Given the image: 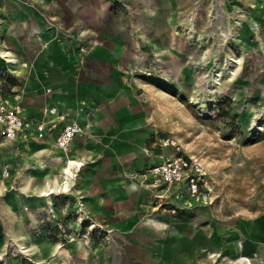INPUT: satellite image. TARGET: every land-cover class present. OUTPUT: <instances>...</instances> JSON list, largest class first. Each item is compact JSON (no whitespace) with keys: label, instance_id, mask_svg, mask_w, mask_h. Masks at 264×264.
<instances>
[{"label":"rangeland","instance_id":"rangeland-1","mask_svg":"<svg viewBox=\"0 0 264 264\" xmlns=\"http://www.w3.org/2000/svg\"><path fill=\"white\" fill-rule=\"evenodd\" d=\"M241 4L0 0V49L19 58L0 57V91L28 119L56 107L82 127L47 148L61 159L37 157L34 181L56 180L69 152L95 156L69 191L37 197L9 185L35 143L0 138V264H264V31ZM168 140L201 166L206 202L152 186ZM125 170L130 191L114 187Z\"/></svg>","mask_w":264,"mask_h":264},{"label":"built area","instance_id":"built-area-1","mask_svg":"<svg viewBox=\"0 0 264 264\" xmlns=\"http://www.w3.org/2000/svg\"><path fill=\"white\" fill-rule=\"evenodd\" d=\"M18 98L19 96L10 97L0 91L2 140L16 142L25 139L35 144L50 141L56 148L65 151L70 147L72 140L81 135V124L56 107L46 108L42 119L26 118ZM165 145L174 147L172 149L175 156L146 169L145 174L154 182L151 183L152 186L162 184L168 188L174 187L189 201L206 202L207 194L200 190V187L205 185L201 166L195 160L177 155L180 148L174 141L168 140Z\"/></svg>","mask_w":264,"mask_h":264},{"label":"crops","instance_id":"crops-1","mask_svg":"<svg viewBox=\"0 0 264 264\" xmlns=\"http://www.w3.org/2000/svg\"><path fill=\"white\" fill-rule=\"evenodd\" d=\"M231 1H233V0H231ZM235 1H237V3H239L241 1L242 2L241 5H245V7L249 8L251 10L254 9L255 14H257V16H256V19H254L253 22H254L255 25H257V26L259 25V27H258L259 28V32H260V30L264 31V6H262V5H264V0H235ZM239 8H241V7H239ZM20 24L24 28L23 30H26L25 33H26L27 36L28 35H36L37 36L38 34H40V33H38V34L36 33L38 31H40V28L37 26L38 24L35 23V21H33L32 19L30 20V19H27V17H26V18H24L21 21ZM4 52H10L12 57L17 58L16 61L18 62V60H19L18 56L15 55V53H13L11 50L0 49V54H2ZM53 60H54V58L52 56V61ZM51 145H53V143L50 142V141H47L44 144H33L32 145L33 147L31 146L30 149L28 150L26 156L23 157L24 159L23 158L19 159L18 157H16L15 160L17 162L18 161L19 162L21 161V163L23 162L22 163V167L16 169L15 171H13V174H12V177L15 180L16 179L19 180V185H18V181L17 180H16V183H13V182L10 181L9 185L15 186V188L18 191H19V189H18V186H19V187H21L22 191L26 192V194H29V193L33 194L32 187L34 185H36L40 181V179L42 178V177H40V179L37 182H35L34 181V177H35L34 175L35 174L32 171H29V170H31V168L34 169V167H38L39 166V163H38L39 161L37 162V157L40 156V155H44V154H50V156L53 154L52 155V157H53L52 159H56L57 157H59L61 159L60 155H56L55 152H53V151L50 152L47 149V148H51ZM81 149H84V148H79V150H81ZM138 149H141V148H138ZM138 149L137 148H130V152H128L127 157L130 158L133 154H135L133 152H138ZM79 150H78V154L80 153ZM111 151H113L112 148H111ZM29 152H31V154H28ZM68 155H69V157L76 158L77 161H83L85 163H87L88 160L92 159V157H93V159L95 158L94 153L92 151L87 150V149L84 150V156L83 157H80V155L78 156L77 154H73V153H70V152L68 153ZM93 159L91 160V162L93 161ZM25 162H26V165H25L26 166V170H25L26 172L20 173V172H22L24 170L23 165H24ZM126 172H130V170L123 171V176H117L118 177L117 178L118 180L116 181L117 183L114 184V187H116L118 185L120 187V190H122V191H130V190L134 189V187L136 186V184H134L131 180H129L126 177L128 175V173H126ZM46 174L47 173H42V175H46ZM47 176H48V174H47ZM121 177H123V178H121ZM48 179H51V178L48 177ZM26 180L29 182V187L26 188V189H23V186L26 185ZM4 186H6V185H4V184L1 185V183H0V195L4 191ZM7 209L8 208L6 206L3 208L4 213H6ZM254 252L255 251L251 252V257L255 256ZM246 256H248V255H246ZM252 261L254 262L255 259L252 258ZM202 264H205V262L204 263L202 262Z\"/></svg>","mask_w":264,"mask_h":264},{"label":"bare ground","instance_id":"bare-ground-1","mask_svg":"<svg viewBox=\"0 0 264 264\" xmlns=\"http://www.w3.org/2000/svg\"><path fill=\"white\" fill-rule=\"evenodd\" d=\"M264 6V5H262ZM12 53V52H11ZM0 57L2 58H7L6 62L10 64H15V59L12 58V55L8 52H4L0 54ZM237 63V62H236ZM7 64V63H6ZM17 65V64H16ZM237 66V65H236ZM21 67V66H20ZM238 95V94H237ZM239 98V97H238ZM43 151V150H42ZM39 152V151H38ZM31 153V152H30ZM37 157V156H36ZM84 164L76 161V160H71L67 159V162L65 163L61 174L56 180L48 179L47 175H42L41 174V179L40 181L32 187V192L33 195L37 197H46L50 196L52 194H55L59 191H67L69 188V182L70 179L73 178V168L76 167L78 170L83 166ZM23 172V171H22ZM62 176V179L60 178ZM72 180V179H71ZM29 187V182L26 180V185L23 186V189H26ZM71 188V187H70ZM70 190V189H69ZM68 190V191H69ZM23 193V192H22ZM217 256V255H216ZM242 257V256H241ZM215 258V256L213 257ZM242 259V258H241ZM245 259V258H244ZM246 260V259H245ZM238 261V260H237ZM210 263V262H209ZM243 264V263H242ZM252 264V263H251Z\"/></svg>","mask_w":264,"mask_h":264}]
</instances>
